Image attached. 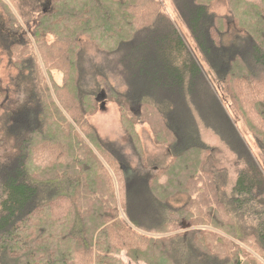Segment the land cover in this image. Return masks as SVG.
<instances>
[{
	"label": "trees",
	"instance_id": "1",
	"mask_svg": "<svg viewBox=\"0 0 264 264\" xmlns=\"http://www.w3.org/2000/svg\"><path fill=\"white\" fill-rule=\"evenodd\" d=\"M213 1L173 0L217 83L225 85L239 118L264 151V0H228L239 34L232 41L226 38L230 22L210 12ZM140 3L47 0L43 7L36 2L34 44L42 47L41 56L52 58L46 69L51 86L68 100L56 96L58 105L41 80L45 112L28 108L14 118L33 117L17 136L16 154L0 161V264H94L95 235L105 227L108 243L114 244L110 249L125 250L133 263L249 264L252 252L264 263V172L176 25L160 10L149 16ZM49 36L57 47L48 53ZM82 38L115 63V79L125 90L112 88L109 95L131 132L152 107L164 122L168 134L158 140L168 144L166 166L149 169L145 159L141 170L119 167L118 177L109 159L116 154L105 146L94 154L71 124L77 115L101 108L95 91L82 86ZM56 71L62 74L60 83ZM101 72L97 76L105 79ZM100 86L99 78L95 87ZM199 120L244 158L246 168L228 192L224 171L204 169L210 148ZM77 125L85 138L90 135L91 123L87 129ZM88 138L92 142L96 134ZM102 159L115 170L114 180ZM94 172L102 175L99 190L88 185Z\"/></svg>",
	"mask_w": 264,
	"mask_h": 264
},
{
	"label": "rangeland",
	"instance_id": "2",
	"mask_svg": "<svg viewBox=\"0 0 264 264\" xmlns=\"http://www.w3.org/2000/svg\"><path fill=\"white\" fill-rule=\"evenodd\" d=\"M37 1L38 0H0L1 162H7V160L11 159L16 154L15 146L17 144V136L19 137L21 130L26 126V120L30 121L33 119V117L21 119L24 116H20L22 122L19 119H16L14 122V118L28 108H31V111L38 112L40 109L41 112H45L44 101L41 98L44 85L40 84V82H42L41 80H43L45 85L48 84L47 86L51 87L52 97L56 99V96H58L62 101L68 100L63 93L56 94L53 86H51L50 77L46 69L52 67V58L46 57L45 59L44 55L41 56L40 50L42 47L34 44L33 26L37 14H34L33 11ZM39 1L43 7L46 6L47 0ZM140 4V10L147 12L149 16H152V13L160 10L176 25L183 35L187 46L193 50L199 62L202 64L208 79L216 85L219 95L225 100L224 103L228 112L236 121L240 137L246 141V145H248L253 158L259 163L264 172V151L259 148L253 132L247 123L239 118L236 109L226 94L225 85L219 84V82L217 83L214 71L198 49L188 28L182 23L173 0H143V3ZM210 12L214 15L223 16L230 22L231 31L226 37L227 40L232 41L234 36L239 35L233 24L234 19H232V10L228 0H214L211 4ZM147 25H149V22H146V26ZM143 26L145 25L143 24ZM17 27L20 30L17 29ZM47 41L48 46H46V50L57 47L55 46L56 42L53 37L49 36ZM81 41L82 59L80 60V66L81 70H83L82 86L87 91H95V96L105 91L108 99L102 109L100 105H98L97 111H94L90 115L76 114V118L79 120L76 119V122L71 121V124L75 125L76 129L82 132L84 140L90 146L94 154H96L97 149H104L103 146H105L108 151L112 150L113 153L116 154L112 155L109 159L112 165L115 164V167H118L116 168L117 171L119 167L122 169L125 168L126 172L128 171V167L141 170L140 162L141 160L145 161V159L151 167L149 169L166 166L171 159L168 152V144L159 143L168 134L164 122L158 119L155 109L152 107V109H146L144 113H141L144 118H140L141 120H139L135 129L136 132H131L130 128L132 127L124 120L122 121L119 104L111 99L109 95L112 88H116L119 92L125 90V88L121 86L119 80L115 79L118 74L117 69L113 67L116 66L115 63L107 62L106 56L100 53L87 38H82ZM47 52L49 53V50ZM44 59L47 63H44ZM53 65L58 69H62L63 67L61 61H55ZM102 69H104V72L101 73H103L102 75L105 79L101 78L100 75L97 76ZM54 77L56 81L59 83L61 82L62 74L59 73V71L54 72ZM99 78L101 86L95 87ZM58 101L59 100L56 99L57 104L59 103ZM70 103V113L75 114L77 108L72 111V104L74 102ZM62 112L67 116V119L71 120L69 115L64 112L63 108ZM54 122L57 123L56 120H54ZM198 122L202 140L210 148V150L204 154V156H206L204 169L207 171L220 170V174L221 171H224L227 183L226 190L228 192L232 188L239 173L246 168L244 158L240 157L236 151H233L212 129L207 128L201 120ZM79 123L84 125V129H87L88 125L91 123L92 130H89L87 133L90 134L88 136L96 134V139L90 142L88 136L85 138L83 129L77 125ZM13 124L15 125L13 126ZM143 150L144 158L140 155V152ZM116 156H118L117 159L121 161L120 166L115 161ZM102 162L103 167L110 172V177L114 180V178H116L114 173L115 170L113 171V167L105 159H102ZM91 176V180L94 183H89L88 185H91L96 190L102 188L101 173L94 172ZM117 176L119 177V171L117 172ZM220 179L224 180V176H220ZM123 200L124 198L122 197V201ZM122 201L118 193V205L119 202L122 205ZM120 216L124 218L123 214ZM94 242V264H145L133 263L127 256L128 253L125 250L116 247L110 249L109 245L111 243H108V230L106 227L96 233ZM252 254L254 256H252L253 259H249V264H264L259 260L258 253L252 252Z\"/></svg>",
	"mask_w": 264,
	"mask_h": 264
},
{
	"label": "water",
	"instance_id": "3",
	"mask_svg": "<svg viewBox=\"0 0 264 264\" xmlns=\"http://www.w3.org/2000/svg\"><path fill=\"white\" fill-rule=\"evenodd\" d=\"M107 99V94L105 91L100 92V94L97 96L96 100L101 103V108L104 107Z\"/></svg>",
	"mask_w": 264,
	"mask_h": 264
}]
</instances>
